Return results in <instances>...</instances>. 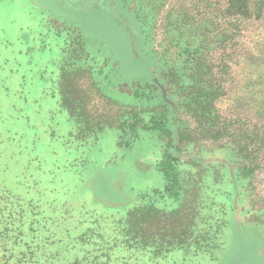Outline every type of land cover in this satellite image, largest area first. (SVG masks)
<instances>
[{"label": "rangeland", "instance_id": "obj_1", "mask_svg": "<svg viewBox=\"0 0 264 264\" xmlns=\"http://www.w3.org/2000/svg\"><path fill=\"white\" fill-rule=\"evenodd\" d=\"M178 4L201 35L178 29ZM217 21L200 0H0V188L29 212L30 235L67 242L134 207L139 246L121 243L119 264H264V55L253 61L247 43L261 30L230 52L214 99L227 134H205L180 88L186 42H207L200 80L220 78ZM151 118L181 132L177 199L159 170L176 142L142 128Z\"/></svg>", "mask_w": 264, "mask_h": 264}, {"label": "trees", "instance_id": "obj_2", "mask_svg": "<svg viewBox=\"0 0 264 264\" xmlns=\"http://www.w3.org/2000/svg\"><path fill=\"white\" fill-rule=\"evenodd\" d=\"M200 1L205 6L216 5L219 27V30L216 29L218 35L216 43L221 49V54H225L226 50L228 51V57L226 55L221 57L220 63L217 65L220 70L219 79H214L212 82L201 81V76L205 74V70L208 73L210 67L203 61L202 51L205 50L207 42L200 40V45L197 48L192 47L187 42L184 43L185 61L189 64L190 67L187 68L191 73L188 76L190 83L185 86L181 85L180 88H182L183 97L186 98L185 106L193 112L195 120L199 121L204 133L213 134V136L219 138L228 133V127L224 120H219L220 118L213 107L214 99L216 95L220 96L222 94V88H224L222 83L227 81L225 74L230 69V52L242 49L241 45H239L241 42L240 38L250 37L252 26L255 27V29L252 28L253 30L260 29L261 31L256 32L252 39L247 42L250 43V54L248 53V55L253 61L260 59L264 55V51L259 52L256 46L260 45L258 38L262 31L264 34V28L261 27L262 20H264V0ZM189 11L188 7L180 4L171 7V12L177 15L175 20L180 25L178 29L182 28L186 32L192 31V35L197 37L201 35L200 23L197 16L190 14ZM206 21H208L207 18L204 19V22ZM248 27H250L249 33L243 34V31ZM243 43L246 44V41ZM257 55L258 58H255ZM261 65H264V59L257 66ZM149 122L150 125L144 123L142 128L162 131L170 137L172 142H176L172 146L173 152L165 151L159 164V170L166 180L165 192L168 197L177 199L176 186L178 185V177L174 169V162L180 156L178 155V145L181 132H179L178 137V132L165 127L162 121L151 118ZM128 126L134 130L136 121L128 123ZM145 197L148 198L149 196L146 194ZM12 198L10 191L4 187L0 188V264H119V254L122 252L121 247H119L121 243H124L123 245L126 248L139 246L136 239L130 234L136 216L134 207L127 210L123 217L111 221L92 218L89 223L93 224L94 228L87 229L88 227H85L73 238L65 234L67 242H64V238H56V234L39 241L35 235H30L27 232L33 225L34 220L28 222V227L24 226V218L27 217L29 212L24 210L21 202L13 207ZM65 210L64 214L72 212L70 208ZM71 219L72 216H67L63 218V221L68 223L72 221ZM54 220L58 221L57 219ZM82 221L86 220L83 219ZM42 222L43 225L48 223L50 226H54L56 224V222L50 223L49 218L42 220ZM44 241L47 242V247L42 244ZM79 246L83 252L81 255L77 254L80 251L77 248ZM69 257H71L70 260ZM124 264L132 263L125 261Z\"/></svg>", "mask_w": 264, "mask_h": 264}, {"label": "flooded vegetation", "instance_id": "obj_3", "mask_svg": "<svg viewBox=\"0 0 264 264\" xmlns=\"http://www.w3.org/2000/svg\"><path fill=\"white\" fill-rule=\"evenodd\" d=\"M95 1H97V0H95Z\"/></svg>", "mask_w": 264, "mask_h": 264}]
</instances>
